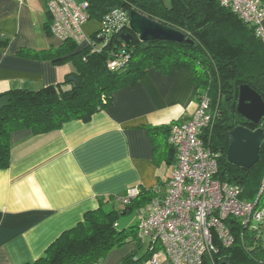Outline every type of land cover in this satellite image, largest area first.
<instances>
[{"label": "trees", "instance_id": "trees-1", "mask_svg": "<svg viewBox=\"0 0 264 264\" xmlns=\"http://www.w3.org/2000/svg\"><path fill=\"white\" fill-rule=\"evenodd\" d=\"M87 2L88 19L101 24L114 8L125 10L128 16L134 10L181 31L184 39L180 42L143 41L132 33L125 41L122 34L130 31L125 23L121 28L111 30L108 39H101L100 47L96 46L100 41L98 30L90 35L89 43L65 40L56 47L26 50L25 56L71 62L73 69L54 84L37 89L0 91V96H10V103L0 108V167H7L10 163L11 135L15 130L30 128L42 133L56 130L72 119L88 121L94 112L111 104L115 91L135 85L148 70L170 75L186 69L196 84V103L201 95L209 99L213 118L200 136L218 155L215 176L238 184L242 189L241 197L259 205L264 197V139L259 146V159L249 168L227 159L230 130L238 125L250 129L259 126L236 111L241 84H248L261 94L264 92V41L255 35L253 26L221 0ZM116 59L122 63L111 69V61ZM70 75L75 80L70 79ZM182 120L146 126L151 137L157 135L156 138H160L156 140V146L167 145L175 159L168 135L171 124ZM160 132L167 133L168 144L162 143ZM154 193L153 188H140L138 194L126 203L117 201L119 195L100 199L97 208L86 211L82 220L64 230L41 256L24 264H98L110 249L130 243H134V249L117 264H145L152 251L149 240L138 235V228ZM133 210L138 213V218L129 231H125L119 226V217ZM230 223H234L233 219L229 220ZM231 228L237 235L235 243L218 248L205 264H264V223H256L255 227L233 224Z\"/></svg>", "mask_w": 264, "mask_h": 264}, {"label": "crops", "instance_id": "crops-1", "mask_svg": "<svg viewBox=\"0 0 264 264\" xmlns=\"http://www.w3.org/2000/svg\"><path fill=\"white\" fill-rule=\"evenodd\" d=\"M49 19L46 0H0V91L54 84L73 69L71 62L25 56L60 44L47 30ZM100 27L88 19L83 31L90 36ZM195 107L188 70L167 75L150 69L135 85L115 91L111 104L88 121L72 119L42 133L15 130L10 163L0 167V264L38 258L100 199L129 187L165 185L176 159L167 145L156 146L160 138L146 126L185 119ZM159 136L167 143V133ZM134 247H114L98 264H117ZM160 264H168L164 256Z\"/></svg>", "mask_w": 264, "mask_h": 264}, {"label": "built area", "instance_id": "built-area-1", "mask_svg": "<svg viewBox=\"0 0 264 264\" xmlns=\"http://www.w3.org/2000/svg\"><path fill=\"white\" fill-rule=\"evenodd\" d=\"M242 20L253 26L256 36L264 37L262 0H221ZM87 0H46L48 31L61 42L89 43L83 31L88 20ZM129 23L126 11L114 8L106 15L98 31L99 39ZM112 60L110 68L121 65ZM213 114L209 99L201 95L194 111L170 126L168 141L176 154V166L165 185L153 187L154 195L139 221L138 235L149 240V264H160L163 255L168 264H205L218 248L230 247L237 235L233 224L255 227L264 223V204L241 197L238 184L217 178L218 155L200 136L210 125ZM139 192L129 187L117 201L126 203ZM233 219L234 223L229 224Z\"/></svg>", "mask_w": 264, "mask_h": 264}, {"label": "water", "instance_id": "water-1", "mask_svg": "<svg viewBox=\"0 0 264 264\" xmlns=\"http://www.w3.org/2000/svg\"><path fill=\"white\" fill-rule=\"evenodd\" d=\"M128 27L130 31L123 33L122 37L127 41L132 33H135L143 41L166 40L180 42L184 34L174 28L165 26L134 10L129 12ZM70 79L75 80L70 75ZM10 96H0V108L8 105ZM236 111L253 124L259 125L250 129L243 125L235 126L230 130L227 159L229 162L249 168L259 159V146L264 139V92L263 94L254 90L248 84H241L238 89ZM222 264H227L223 262Z\"/></svg>", "mask_w": 264, "mask_h": 264}, {"label": "rangeland", "instance_id": "rangeland-1", "mask_svg": "<svg viewBox=\"0 0 264 264\" xmlns=\"http://www.w3.org/2000/svg\"><path fill=\"white\" fill-rule=\"evenodd\" d=\"M101 45H102L101 40L96 43L97 47H100ZM263 201H264V197L261 199V202L259 204L260 206L262 205ZM137 218H138V213L135 210L128 212L127 214H123L119 217V226L125 229V231H129L131 225L135 224ZM160 259L161 260L163 259V255L160 256Z\"/></svg>", "mask_w": 264, "mask_h": 264}]
</instances>
